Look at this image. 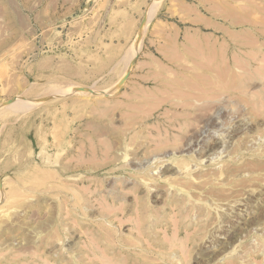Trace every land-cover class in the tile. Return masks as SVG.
Returning a JSON list of instances; mask_svg holds the SVG:
<instances>
[{
    "label": "rangeland",
    "instance_id": "374dc122",
    "mask_svg": "<svg viewBox=\"0 0 264 264\" xmlns=\"http://www.w3.org/2000/svg\"><path fill=\"white\" fill-rule=\"evenodd\" d=\"M212 1L248 50L143 51L151 19L119 88L74 0H0V264H264V0Z\"/></svg>",
    "mask_w": 264,
    "mask_h": 264
},
{
    "label": "crops",
    "instance_id": "0c3cea01",
    "mask_svg": "<svg viewBox=\"0 0 264 264\" xmlns=\"http://www.w3.org/2000/svg\"><path fill=\"white\" fill-rule=\"evenodd\" d=\"M148 1L74 0L71 35L73 42L83 47L77 52L95 46L97 60L111 62L110 55L119 50L120 61L125 63ZM164 1L161 7V0L158 1L149 18L152 22L146 32L143 51L154 50L170 59H186L207 57L209 52L223 56L224 50H232V57L238 58V51L250 48L251 43L241 41L238 36H231L229 40L224 38L226 26L222 20V2L212 1V13L208 15L204 7L207 0ZM152 2L154 5L155 0ZM161 12L167 13L170 20L160 17ZM145 64V61L137 60L132 72Z\"/></svg>",
    "mask_w": 264,
    "mask_h": 264
},
{
    "label": "water",
    "instance_id": "95a60500",
    "mask_svg": "<svg viewBox=\"0 0 264 264\" xmlns=\"http://www.w3.org/2000/svg\"><path fill=\"white\" fill-rule=\"evenodd\" d=\"M148 23H149V6L145 10V13H144L143 18L141 20V24H140L139 31H138V34H137V40L139 42H141L143 40V37H144V34H145V31H146ZM138 48H139V46H138ZM138 53H139V51L137 52V54L130 61L128 70L126 71L125 75L123 76V78L119 82V87H122L124 85V83L127 81V79L129 78V76L131 74V70L133 69V67H134V65H135V63L137 61ZM86 90L89 91V92H93V90L90 89V88L86 89ZM14 101L15 100L9 101L6 105L12 104ZM3 106H0V108H2ZM0 186H1V182H0Z\"/></svg>",
    "mask_w": 264,
    "mask_h": 264
},
{
    "label": "bare ground",
    "instance_id": "6f19581e",
    "mask_svg": "<svg viewBox=\"0 0 264 264\" xmlns=\"http://www.w3.org/2000/svg\"><path fill=\"white\" fill-rule=\"evenodd\" d=\"M158 1L159 0H155V3H154V5H153V2H151V4L149 5V18L150 17H152V15H153V10H155L154 8L157 6V4H158ZM152 5H153V7H152ZM137 43H140L138 40H137ZM131 49L129 50V52H128V55H127V58H128V63H127V68H126V70H125V73H126V71L128 70V67H129V64H130V61L132 60V58L136 55V53H137V51L139 50V48L137 47V46H132V47H130ZM125 73H124V75H125ZM117 87L118 86H115V87H112V88H109V89H106V90H103L102 92L103 93H109V94H113V93H116V90H117ZM120 88V87H119ZM86 91V90H85ZM21 101V99L20 98H17V100H15V102H13L12 103V105H17V104H19V102Z\"/></svg>",
    "mask_w": 264,
    "mask_h": 264
}]
</instances>
